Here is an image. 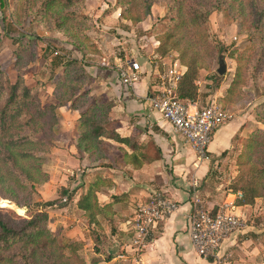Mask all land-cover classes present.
<instances>
[{
  "label": "rangeland",
  "instance_id": "374dc122",
  "mask_svg": "<svg viewBox=\"0 0 264 264\" xmlns=\"http://www.w3.org/2000/svg\"><path fill=\"white\" fill-rule=\"evenodd\" d=\"M116 1L82 0L74 4L68 0H53L52 6L44 9L42 0H6L5 6L0 7V105L6 99L8 83L13 84L18 79L24 87L29 88L30 96L34 97L29 105L31 111L42 110L45 105L56 103L61 94L65 93L63 96L68 98L67 86L71 84L70 79L79 74L76 66L84 68L89 76L84 81V89H89L92 97L107 101L108 96L104 85L102 86L101 77L94 72L100 66L106 68L103 58L111 54V49L113 55V41L119 38L115 28H119L128 31L126 39L129 40L127 45L130 47L147 43L152 45L155 39L157 46L161 41L169 47V53L164 57H173L172 60L177 59L178 63L182 55H185V59L195 56L199 68L197 89H207L208 94L216 96L219 105L231 109L232 112L229 111L233 117V113H240L252 116L254 121L258 120L256 106L264 104V17L257 18L258 12L264 9V0H185L179 11L174 7L175 0H159L151 5L150 14L141 21L131 23L119 15V25L106 27L104 17L111 10H122L116 5ZM195 4L210 10L206 29H196L185 22L186 10ZM139 10H142L140 5ZM131 29L133 33H130ZM75 39L86 45L85 52L70 43ZM220 45L224 48L222 54L227 64V71L223 75L216 73L217 49ZM184 51L187 53H182ZM67 60H75L78 64L64 65ZM114 61L116 60L112 56V69ZM168 67L170 65L164 69ZM238 68L243 76L233 86ZM60 76L66 77L58 85ZM88 78L93 79V82ZM156 79L159 84V78ZM100 90L105 94H97ZM69 106L70 103L57 108L54 119L50 113L40 118L34 116L35 122L31 119L30 122L23 123L20 118L21 125L14 126L12 130L15 137L26 135L38 142L44 138L43 132H46L49 124L54 126L51 145L43 148L37 144L31 149L34 157L38 159L30 168V173L34 174L33 180H36L33 189L28 182L24 188L15 185L4 174L8 166L0 165V178H3L0 182V209H8L21 218H28L31 211L28 207L21 206L22 204L32 205L30 208L33 209L46 210L49 216L48 228L54 232L58 230L63 235L73 226L70 221L80 217L73 209L76 195L70 201H65V198H60L61 188L66 186V190L70 192L80 185V178H83L86 190L102 172L94 168L112 166V163L103 160L110 157L111 162L115 158L112 156V148L107 146L109 141L102 139L103 152L100 155L99 151L97 155L100 157L97 161H90L84 167L81 163H75V159L79 160V153L75 148L80 132L79 113L71 110ZM260 112L263 113L262 110ZM109 118L112 117L109 115ZM254 127L255 125L250 127L249 131ZM108 128L114 129L115 124L111 123ZM246 143L247 139L241 137L237 149L233 150L229 158L226 157L227 153L224 154L225 161L222 166L227 176H222L220 180L227 188L239 178L242 181L249 178L252 166L258 161L260 152L256 148H247ZM86 153L82 154L83 157L87 156ZM229 166L231 170L228 169ZM35 167L38 168L37 172ZM231 175L233 178L228 182ZM21 177L23 180L24 175L21 174ZM262 184L264 185V180ZM78 192L80 190L76 193ZM9 194L16 198L19 205L7 198ZM48 202L51 203L50 206L45 205ZM63 202L68 203L69 208L61 213ZM250 206L245 217L248 226L245 236L256 241L258 249L264 250V190L262 196L256 198ZM85 220L83 222L86 224ZM105 224L101 219L99 229L106 230L103 227ZM102 232L99 233L98 242H95L92 233H86L87 237H92L91 241L79 240L82 244L80 255L86 264L90 263L95 248L100 251L102 258L106 257L109 250L106 246H111L112 242H106V235H101Z\"/></svg>",
  "mask_w": 264,
  "mask_h": 264
},
{
  "label": "crops",
  "instance_id": "0c3cea01",
  "mask_svg": "<svg viewBox=\"0 0 264 264\" xmlns=\"http://www.w3.org/2000/svg\"><path fill=\"white\" fill-rule=\"evenodd\" d=\"M119 15V8L111 10L103 19L104 25L112 27L111 25L120 24ZM115 29L119 38L113 41L115 46L113 55L111 49V54L103 58L106 68L100 66L94 73L101 77L99 79L103 82L102 86L104 85L108 96L107 101L113 103L109 115L112 117V123L115 124L114 129L122 136L133 138L136 151L135 158L132 160L129 157L132 151L126 144L111 142L107 139L109 141L107 146L112 148V156L115 158L111 162H109L110 157L103 161L112 163V166L94 168L97 171L101 170L100 175L105 178L101 181L97 192L98 201L101 205L111 204L112 211H115V213L112 212V225L103 226L106 230H103L101 234L106 235V238L104 237L106 242H112L111 246H106L109 250L112 249V264L120 262L124 264H210L209 259H204L195 252L188 234L187 214L192 197H199L208 209L214 206L220 207L223 203H231L232 212L246 217L251 206L234 204L235 193L224 186L220 180L222 176L223 178L227 176L222 164L225 161L224 154L227 153L226 157L229 158L233 150L238 147L239 138L243 137L253 125H255L254 128L259 127V123L248 114L233 113V119L213 133L208 145V160L199 161L194 150L174 132L171 125L159 113L152 110L147 100L158 85L156 77L164 71L166 66L176 64L177 71L182 74L185 72V67L178 63L177 59L172 60L173 57H158L155 54L158 43L155 39L152 45L147 43L130 47L127 45L129 40L126 39L128 31ZM130 33H133V29ZM112 56L116 60L113 63V69ZM131 60L140 65V71L137 81L128 85L121 81L118 70L120 67H126ZM155 66H158L160 71H157ZM198 91V98L194 102L197 107L216 101V96L208 94L207 89L205 91L200 88ZM97 94L105 93L100 90ZM226 109L231 111L230 108ZM122 152L127 154L124 158ZM75 163H81L80 165L84 167L89 165L90 161L86 156L79 160L75 159ZM228 169L231 170V167L229 166ZM232 178L233 175L228 182ZM80 179L81 184L84 180ZM78 190L80 192L76 193L73 209L80 218L70 221V225L73 226L66 230V236L76 240L90 239L91 241V238L95 236L91 230L93 228L83 222L85 220L83 211L76 206L78 196L82 192L81 189ZM153 191L162 192L175 200L178 203V210L153 226L143 249L139 253H134L129 245L132 237L129 221L136 205L144 201ZM113 195H119L120 200L113 202L111 197ZM63 203L64 207L60 208L61 213L69 208L68 203ZM64 219L65 217L61 219V223ZM246 231L232 234L223 242L221 253L230 255L228 264H264V250L258 249V243L245 236ZM86 233L93 235L87 237ZM123 249L125 253H119Z\"/></svg>",
  "mask_w": 264,
  "mask_h": 264
},
{
  "label": "trees",
  "instance_id": "16d2710c",
  "mask_svg": "<svg viewBox=\"0 0 264 264\" xmlns=\"http://www.w3.org/2000/svg\"><path fill=\"white\" fill-rule=\"evenodd\" d=\"M53 0H42L44 9H48L52 6ZM159 0H117L116 5L121 7L120 18L129 20L131 23L139 22L150 14V7L153 3ZM185 0H175L177 11L181 9V6ZM69 3H78L82 0H68ZM6 4V0H0V7L3 8ZM139 5L142 10H139ZM42 7V9H43ZM186 23L192 25V27L206 29L207 18L210 10L204 6L197 4L190 5L186 10ZM184 13V14H185ZM258 18L264 17V9L258 12ZM170 35L167 36L169 38ZM176 41V40H175ZM78 50L86 51V45L79 39H75L70 42ZM217 60L220 55H223L224 48L218 46ZM57 52H55L56 54ZM169 53V47L164 42H159V45L155 48V54L158 57H164ZM182 53H187L186 51ZM195 55H197L195 53ZM185 55H182L179 59L180 64L186 69L177 82L176 94L179 99L194 103L198 98V89L196 86V78L198 76L199 68L197 66V60L195 56L185 59ZM76 65L75 60H67L64 65ZM73 67V66H72ZM78 68V75L70 79L67 82V89L69 92L68 98L59 95L56 99V103L45 105L42 110H33L29 108V105L34 97L30 96L29 88L22 85L20 79L15 83H8L7 94L5 101L0 105V165L8 166L6 172H4L7 179L10 178L15 185L19 187L26 186V182L30 185V188H34L36 180H33V175L30 173V168L33 167L34 161L38 160L34 157V152L31 150L35 145L40 144L43 148L49 147L50 140L54 137V126L49 124L44 133V138L38 142L29 138V136L15 137L12 132L14 126L21 125L20 118L23 123L30 122L35 118L45 117L47 113H50L52 119L55 117V110L60 107L67 106L70 103L69 108L79 113V135L75 148L79 153L78 158L82 159L83 153L87 154L89 161H97L100 155H102V139H109L120 144H126L132 151V160L135 158L134 152L136 151V143L133 138L129 136H122L116 129L108 128L112 120L109 118L110 111L113 107V103L110 101L102 100L96 96L89 94V89H84V81L89 77L87 71L84 68ZM74 69V68H73ZM67 75V74H66ZM242 74L239 72V68L236 71V79L232 82L234 86L239 82V78ZM243 76V75H242ZM66 76H60L57 84L59 85L65 80ZM90 82H93V79ZM232 87V86H231ZM228 98V94L226 95ZM224 98V97H223ZM30 99V100H29ZM221 106V105H220ZM222 109H226L225 106H221ZM257 123L264 125V104L260 103L256 106ZM263 111L260 114L261 110ZM28 115V117H27ZM247 139L246 147L249 149L256 148L258 153V161L252 166L251 174L249 178L237 179L230 184L228 189L233 192L241 193V197L234 201L236 206L252 205L256 198L262 196L264 185V126L256 127L243 136ZM100 151V155H97ZM127 155L122 152L123 158ZM257 164H259L257 166ZM6 166V167H7ZM39 168V166H37ZM34 170L37 172L38 168ZM21 174L24 175L23 180ZM12 176V178H11ZM3 180V178H2ZM0 178V182L2 181ZM101 175H98L94 181H92L88 188L85 190L83 183L77 188L72 189L70 192L66 190V186H63L60 191V198L65 201H70L76 195L78 189L82 191L76 201L78 209L83 211L88 226L95 234V242H98L100 237L99 233L103 231V228L99 229L102 221L106 222L105 225H112V208L111 204H104L98 201L97 192L100 189L101 181H104ZM38 181V180H37ZM122 196V195H121ZM113 202L120 200L119 195L111 196ZM8 199L11 202L19 205L11 194L8 195ZM46 206H50L51 203H45ZM21 206L28 207L30 215L28 218H21L15 216L14 213L8 209H0V264H86L80 255L81 242L79 240L70 238L61 234L60 231H52L48 228L49 216L46 210L30 208L29 204H22ZM219 207L214 206L210 208L211 212L217 211ZM20 211V210H19ZM10 214V215H9ZM15 216V217H12ZM100 216L102 218H100ZM104 225V226H105ZM97 228V230L95 229ZM125 253L124 249L119 253ZM113 253L112 249L107 251L106 257L101 256L100 251L95 248L89 264H112ZM115 264H124L122 262Z\"/></svg>",
  "mask_w": 264,
  "mask_h": 264
},
{
  "label": "built area",
  "instance_id": "2783aa9c",
  "mask_svg": "<svg viewBox=\"0 0 264 264\" xmlns=\"http://www.w3.org/2000/svg\"><path fill=\"white\" fill-rule=\"evenodd\" d=\"M176 64L160 72L159 84L147 100L153 111L159 113L186 144L195 152L199 161L208 160V145L213 133L222 125L233 119L232 113L213 101L203 107H197L179 99L176 94L177 82L182 73L176 70ZM160 71L158 66H155ZM140 65L131 60L126 67L118 70L119 78L124 84L132 85L138 79ZM240 198L241 193L234 194ZM187 214L188 234L198 256L209 259L210 264H228L230 255L221 253L223 242L232 234L244 231L246 218L231 211V203H223L215 212L206 208L202 200L193 196ZM178 210V203L153 191L139 202L134 209L129 226L132 237L130 247L139 253L151 231V228Z\"/></svg>",
  "mask_w": 264,
  "mask_h": 264
},
{
  "label": "water",
  "instance_id": "95a60500",
  "mask_svg": "<svg viewBox=\"0 0 264 264\" xmlns=\"http://www.w3.org/2000/svg\"><path fill=\"white\" fill-rule=\"evenodd\" d=\"M227 71V64L223 55L218 57V68L216 73L218 75H223Z\"/></svg>",
  "mask_w": 264,
  "mask_h": 264
}]
</instances>
